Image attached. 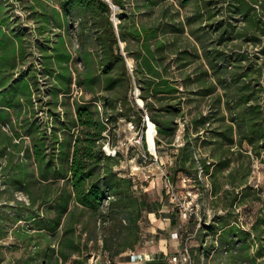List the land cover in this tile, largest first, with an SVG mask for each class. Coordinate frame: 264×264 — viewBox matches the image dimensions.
Listing matches in <instances>:
<instances>
[{"label": "trees", "instance_id": "trees-1", "mask_svg": "<svg viewBox=\"0 0 264 264\" xmlns=\"http://www.w3.org/2000/svg\"><path fill=\"white\" fill-rule=\"evenodd\" d=\"M58 2L60 9L54 7V10L62 23L69 17L80 21L78 33L70 23L68 33L71 42L74 45L79 44L78 60L83 65L81 69L72 68L73 52L63 35L58 37L52 52H46L44 55L45 74L56 79L51 92L58 102L57 105L59 106L61 95L65 97L73 95L74 85H79L84 93L106 92L107 98L105 101L99 97L91 101L77 99L72 122H65L64 111L55 113V110L51 109L52 99L42 104L52 115L50 117L55 121L64 122L60 129L65 132L64 140L60 139L59 130L55 129L54 124L52 131L48 128V132L53 133L56 139L55 149H61L57 157L61 154L63 158L69 160V165L60 167L56 173L70 175L71 187L70 190L64 188L61 194L60 189H56L55 196L51 199L48 197V189L39 192L42 193L40 197H34L32 191L28 190L30 203L20 200L17 205H12L13 210H16L14 223L28 224L16 229L21 238L29 237L34 227L32 223L35 221L37 228L47 230L55 238L47 248L49 252L44 254L45 257L48 256V260L37 259V252L34 256V251H31L32 256L25 264H89L92 256L89 245L91 242L99 243L100 239L103 240L102 253L109 255L104 263L114 264L115 258L128 251H135L143 245L146 214L157 208L158 202L153 201L146 192L138 193L137 181L118 170L117 166L121 160L105 154L103 141L109 128L105 118L111 125L113 121L118 122L122 115L119 113L110 117L106 110L108 105L114 104L112 106L116 108L115 103L121 101L128 107L129 91L135 78L141 89L145 109L158 125L160 153L163 141L170 145L174 143L180 127L177 118L185 116L186 99L183 94L204 96L216 94L220 102L225 101L229 120L223 130L209 127L207 124L212 125L211 116L204 112L193 117L187 125L186 144L181 147L176 156V165L172 167L171 175L177 182L180 171L196 172L198 165L196 146L204 130L216 133L224 143L240 146L248 144L261 154L264 151V0L227 1L229 11L242 16L241 25H235L233 17L229 25L226 26L225 21H220L215 26V31L219 33V43L213 49H205L207 67L202 66V73H199L196 67L191 70L188 68L193 64L195 55L194 51L189 49V45L183 48L179 44V34L184 29L181 23L175 21L139 25L129 21L126 13H120L122 22L116 26L113 5L108 0H58ZM112 2L124 10L127 7L126 0ZM42 7L40 18L44 25L40 27V32L45 34L51 19L46 3H43ZM5 21V18L0 17V98L4 102L0 104V107H3L0 120L7 121L9 110L12 108L20 107L19 116L23 111V100L17 99V95L23 94L29 104L36 103V97L34 99L33 96L38 88V76L35 75V89L28 79L27 81L20 79L21 83L17 79L14 87H9L11 77L8 73L16 68L19 55H14L15 48L11 46L16 40L5 31ZM226 35L231 37L226 39ZM243 38L247 43L261 44L260 53L255 55L250 51L237 53L235 45L229 51L228 46L219 47L227 40ZM186 39L190 41L189 38ZM92 43L98 48L100 59L95 57ZM123 43L126 44L125 47L122 46ZM22 55L23 51L20 57ZM129 57H133L136 64L132 75L128 65ZM174 67L183 72L181 79L174 73ZM102 80L104 86L99 90ZM197 83L204 86L202 91L190 89ZM101 100L105 102L104 117L100 109L93 105ZM127 112L124 121H134L137 126H143L144 109L135 105L132 109L128 108ZM45 124L48 127V124ZM111 128L116 142L115 129L118 127ZM192 129L195 130L196 137H193ZM47 136L49 133L41 132L35 147V154L41 162L39 166L41 175L51 173L53 168L55 170L54 158L57 151L47 152L49 149ZM48 155H51V160L43 166L42 162ZM228 163L229 160L226 159L219 161L222 167ZM204 165L207 170L205 171L210 174V166L206 161ZM85 218L87 219L80 228ZM259 220L255 229L260 223H264L263 218ZM189 225L196 227L194 221H190ZM220 230L219 247L230 250L222 263L244 264L250 257L251 232L242 230L229 221H224ZM8 233L9 229L4 224L1 225L0 240ZM85 235L87 239L83 242Z\"/></svg>", "mask_w": 264, "mask_h": 264}, {"label": "rangeland", "instance_id": "rangeland-1", "mask_svg": "<svg viewBox=\"0 0 264 264\" xmlns=\"http://www.w3.org/2000/svg\"><path fill=\"white\" fill-rule=\"evenodd\" d=\"M227 1L126 0L127 7L125 10L123 8L114 9L113 7V19L117 20L119 24L122 22L120 13H126L129 21L139 25H156L159 23H173L175 21L181 23V27L184 29L179 34V44L183 48L189 45V49L194 51L195 55L192 60L193 64L189 65L188 68L191 70L193 67H196L199 73H202V66L205 65L207 67L205 49H213L219 43V33L215 31V26L220 21H225L227 26L233 20V17H235L233 23L241 25L240 19L242 16L230 12ZM43 3H46V9L51 19L50 24H47L48 31L45 34H41L40 32V27L44 25L40 18L43 11ZM153 3L156 4L154 5ZM111 4L114 6L112 0ZM54 7L60 9L58 0H0V17L6 20L4 23L5 31L17 39L19 44V59L17 60L16 68L10 70L8 73L11 77L9 79V87L13 88L17 79L26 81L28 79L35 89V75L38 76V88H36L33 96L34 99L36 97V103L29 104L24 99L22 103L23 111L20 116L18 115L20 107L12 108L9 110L7 121L0 120V211L2 213L0 218L4 219L0 221V226L4 224L10 231H16V229L28 225L25 222L14 223L16 210H13L12 205H17L20 200L26 203H30L31 201L27 188L23 186L24 189H21L16 186L17 183L12 181V175L16 167H10V165L24 159V161L30 164V171L36 170L33 161L35 133H49V136H47L48 152L56 150L54 147L56 139L53 133L48 132V127L45 124L48 113L50 116L52 115L49 111H46V108L42 104L52 99L51 109L55 110V113L60 110L64 111L65 122H72L74 120V107L77 99L91 101L99 97L105 101V98H107L106 92L99 91L97 94H93L85 91L84 93L79 85H74L72 89L73 95L71 97L61 95L59 97V106L57 105L58 102L53 92H51L54 89L53 87H55L56 79L51 75L45 74L43 65L44 55L46 52H52L53 45L58 41V37L63 35L68 42L69 49L73 52L74 60L71 62L72 68L74 70L81 69L83 64L78 60L77 49L79 48V44L75 43L74 45L68 33V23L72 27H75V31L78 33L80 21H75L72 17H69L62 23L58 19ZM62 24L63 26H61ZM227 37L231 36L226 35V39ZM186 38H189L190 41L188 42ZM76 40L78 41V34L76 35ZM125 45L123 43V47ZM233 45L236 47L235 52L244 53L250 51L252 55L260 53L259 51L262 48L261 44L247 43L244 38L232 41L227 40L219 47L225 48V46H228L227 50L229 51ZM92 46L95 57L100 59L98 48L93 43ZM22 51L24 55L20 57ZM128 59L131 63L130 73L132 75V70L136 65L135 59L133 57H129ZM262 61L263 58L260 59V62ZM175 67L173 68L174 73L180 78L183 72ZM21 80L20 83L22 82ZM103 86L102 80L101 84H99V90ZM180 87L182 90L185 89L182 84H180ZM203 87L197 83L190 89L202 91ZM137 88L140 89L136 79L133 78V87L129 91L130 104L128 107L124 106L121 101H118L115 103L116 108L112 106L114 104H110L107 107L108 109H106L110 117L122 113L118 122L113 121L111 123L112 127L120 128L124 135L123 137H125L121 144L122 149L118 157L121 161L117 168L125 175H133L138 184L144 183V188L141 189L148 190L150 188L152 195H159L160 197L164 195L167 197L163 169L170 175L173 172L172 167L176 165V156L179 154L181 147L186 144L187 125L193 117L204 112L206 115L211 116L212 125L207 124L209 127L212 126L215 129L219 128L223 130L229 120V112L225 101L220 102L216 94L207 96L183 94L185 95L184 99H186L184 105L185 116L177 118L180 127L176 139L171 145L163 141L160 148L161 152L155 156L157 158H153L150 154L151 150L147 141L137 143L134 138L135 133L127 128L126 122L123 120L127 117L128 108L131 107L132 109L135 105H138L139 108L143 109L136 98L135 92ZM124 89H127V85H125ZM140 99H142L141 95ZM104 101H99L103 107H105ZM143 103L145 104L144 100ZM0 104H4L1 98ZM93 105L98 107L97 104ZM1 108L3 109V107ZM1 108L0 113L3 111ZM35 109L37 110L36 114ZM35 118L38 122L36 128ZM62 123L64 122L53 119V124L57 130L61 129ZM205 132V130L202 131V138L197 141L195 152L198 162L203 165L205 170V161L210 166L209 176L199 186L205 202V206L202 208V214L205 219L202 228L196 230L197 228L194 227L193 232V229L190 227V232L184 233L185 235L188 234L187 237H190L196 231L195 236L193 234V237L188 241L191 252L193 247L195 249V254L193 255L192 253L193 259L197 264H223L222 261L226 260V256L229 255L230 250L219 247L218 239L220 238L222 224L224 221H229L233 225L239 226L242 230L251 232L249 239L251 243L250 257L244 264H264V223H260L258 228L255 229V225L260 221L259 218L264 219V151L258 154L248 144H244L243 146L237 144L230 145L224 143L222 138L216 136V133H212V131ZM191 133L193 137H196L194 129L191 130ZM62 136L64 140L65 132ZM2 141L6 144L2 145ZM144 155H147V158H144ZM225 159L229 160V163L222 167L219 165V161ZM182 173H185V171H180L178 176ZM34 184L32 183V186ZM136 188L138 189L139 186L137 185ZM142 193L145 192L142 191ZM150 198L153 201L156 199ZM170 207L173 206L170 205ZM6 213H11V215H7ZM14 241L12 236H10L8 239L0 242L1 252H5L8 255V259L15 255L20 256L22 253V250L18 252L13 251L12 244ZM213 245H216V247ZM202 247L203 249L205 248L204 251ZM203 252L205 256L201 257ZM95 259L93 260L96 263L102 264L100 260L97 261ZM171 261L175 264H182L174 261L172 258Z\"/></svg>", "mask_w": 264, "mask_h": 264}, {"label": "crops", "instance_id": "crops-1", "mask_svg": "<svg viewBox=\"0 0 264 264\" xmlns=\"http://www.w3.org/2000/svg\"><path fill=\"white\" fill-rule=\"evenodd\" d=\"M15 40H16L14 41L15 44L12 43L11 47L15 48V53L13 52L14 55L18 56L19 44L17 42V39ZM17 60H16V64H17ZM24 97L25 96L23 94L17 95V99L21 98V100H24ZM36 122H37V119L35 118V128L38 124V122L37 123ZM63 131L64 130H59L61 140H63V136H62ZM38 139H39V134L35 133L33 161L35 163L36 170L30 171L29 170L30 164L27 161H24V159H21L18 163H12L10 167L12 166L16 167V170L14 174L12 175L13 176L12 181L14 183H17L16 186L21 189H24L23 186L26 187L28 195H29L28 190L32 191L34 197L35 196L40 197L42 193H39V192L41 191L43 192L48 189L49 190L48 197L49 199H51L55 196L56 189L57 190L60 189L59 194L62 193L61 191L64 188L70 190V187H71L70 175H66V174L62 175L60 173H56L59 171L60 167L69 165V160L68 159L66 160L65 158H63L61 154L60 156L57 157L58 153L61 151L60 148H57L56 150L57 153L54 158L55 159V162H54L55 170L53 168L51 173H45V175H41V171L39 168L41 162H39L35 154V147L38 143L37 142ZM1 144L4 145L6 143L2 141ZM56 147H58V145ZM49 160H51V155H48L43 160L42 165L46 166L50 162ZM32 183L33 184L35 183V184L32 186ZM138 186L139 188L138 189L136 188L138 193H142V191L147 192L149 190L148 193L150 197L156 198L154 199V201L158 202L157 208H154L153 210H151L150 212H147L146 214V220L144 222L145 232H144L143 245L135 251H128L122 254L120 257L115 258L113 260L114 264H175L171 261V258L174 255H177V254L180 255L181 251L183 250L186 244V240H187L186 237L188 234L187 235L185 234L187 232H190L189 230L191 228L193 229V232H194V226L189 225V223H186L185 221H183L180 214H178V212H175L172 209V207H170L169 200L167 199L166 196L161 195L160 197L159 195H152L150 193L151 192L150 188L148 190L141 189V188H144V183L141 185L138 184ZM86 219L87 218L82 220L80 228L83 227L82 225L84 223V220ZM32 226L34 227L32 231L29 233V237L26 236V238L25 237L21 238V235H19L17 231L9 230V233L7 234V236L0 240L1 242V241L8 239L10 236H12V238L15 240L12 244L13 251L18 252L22 250L21 251L22 253L20 256L15 255L11 257L10 259H8L7 258L8 255L5 252L2 253L1 248H0V264H25L26 260L30 259V257L32 256L31 251H34V254H33L34 256H35V253L37 252V255H38L37 259L39 260H44L45 258L46 259L48 258V256L45 257L44 254L49 252L47 248L49 247L50 242L53 241L55 238L51 236V234L48 233L47 230H40L39 228H37L38 226H37L36 221L32 223ZM176 233H179V237L176 236ZM173 235L175 236L173 237ZM86 237H87L86 235L83 237V242L86 241L87 239ZM89 246H90V251L92 252V256L89 260V264H98L96 263V261L93 260L94 258H96L97 261L100 260L101 263H104L109 255H104L102 253L103 240L100 239L99 243L91 242ZM204 250L205 248L203 249V251ZM192 253L193 255L195 254L194 247L192 249ZM137 254L149 255V257H153L154 260L152 261L138 260L136 259V256H135ZM204 256L205 254L203 252L201 257H204ZM193 261H194V264H197L195 263L194 259Z\"/></svg>", "mask_w": 264, "mask_h": 264}, {"label": "built area", "instance_id": "built-area-1", "mask_svg": "<svg viewBox=\"0 0 264 264\" xmlns=\"http://www.w3.org/2000/svg\"><path fill=\"white\" fill-rule=\"evenodd\" d=\"M135 94L139 105L145 110L144 123L142 127L137 126V124L134 121H125L126 122L125 124L131 132L135 133L134 138L137 141V143H143L145 140L147 141L149 145V149L151 150L150 154L154 158L159 153L158 125L151 119L147 109H145V104L140 101V95H141L140 89L137 88ZM97 105L104 117L103 105L100 102H97ZM105 121L109 128L105 132L106 139L103 141V150L108 157H119L122 149L121 144L122 141L125 139V137H123L124 135L122 134L121 129L117 128L115 129L116 131L115 136H117V140L115 142L113 134L111 133L112 130L111 125L108 123L107 118H105ZM52 122H53V118L50 117L48 113L45 123L48 124V128L50 131H52L53 128ZM151 129H153V133H154L152 134L153 143L150 139ZM144 158H147V155H144ZM128 176L133 177L135 181H137L133 175H128ZM163 176L165 179L167 199L169 200L170 205L173 206L172 209L174 211H177L185 222L189 223L190 221H194L197 228L196 230L202 228L205 219L202 214V208L205 206L204 205L205 202L201 190H199V186L202 185V183L205 182L207 177L209 176L206 173L203 165H201V163L198 162V165L196 167V172L182 173L181 175L178 176V182L175 181V179H173V177L169 173H167L165 169H163ZM176 236L179 237V233H176ZM192 237L193 234H191L190 237L189 236L187 237L186 244L183 250L181 251L180 255L177 254L174 257H172L174 261L180 262L182 264H194L193 255L188 245V241ZM135 256L136 259L138 260H148V261L154 260L153 257H149V255H145V254H137Z\"/></svg>", "mask_w": 264, "mask_h": 264}, {"label": "water", "instance_id": "water-1", "mask_svg": "<svg viewBox=\"0 0 264 264\" xmlns=\"http://www.w3.org/2000/svg\"><path fill=\"white\" fill-rule=\"evenodd\" d=\"M108 1L111 2V0H108ZM113 7H114V9L119 8V7L116 6V5H114ZM114 21H115L116 26H118V22H117V20H114ZM122 46H123V45H122ZM128 65H129V67L131 68V63L129 62V60H128Z\"/></svg>", "mask_w": 264, "mask_h": 264}, {"label": "bare ground", "instance_id": "bare-ground-1", "mask_svg": "<svg viewBox=\"0 0 264 264\" xmlns=\"http://www.w3.org/2000/svg\"><path fill=\"white\" fill-rule=\"evenodd\" d=\"M140 101L143 102L142 99H140ZM152 134H154V133H153V129H151V133H150V139H151V141H152V143H153Z\"/></svg>", "mask_w": 264, "mask_h": 264}]
</instances>
